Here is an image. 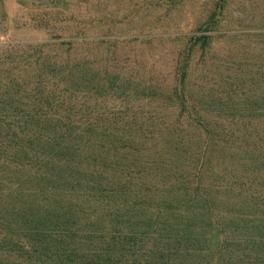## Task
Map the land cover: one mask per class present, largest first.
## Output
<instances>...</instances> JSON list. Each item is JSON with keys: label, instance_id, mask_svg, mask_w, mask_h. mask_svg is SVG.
Masks as SVG:
<instances>
[{"label": "trees", "instance_id": "16d2710c", "mask_svg": "<svg viewBox=\"0 0 264 264\" xmlns=\"http://www.w3.org/2000/svg\"><path fill=\"white\" fill-rule=\"evenodd\" d=\"M186 69L171 95L182 114L190 102L197 116L185 92ZM84 72L62 77L76 84L62 87L69 98L95 93L102 103L88 108L80 99L61 111L79 119L0 121V264H264V184L252 183L241 167L251 148L264 154V121L251 117L255 105L243 104L238 112L249 116L238 121L196 117L183 130V123L150 113L129 117L126 106L110 117L103 106L122 88L117 77L108 89L90 80L93 87L82 89ZM157 141L166 149L146 152ZM193 245L198 255H178Z\"/></svg>", "mask_w": 264, "mask_h": 264}, {"label": "rangeland", "instance_id": "374dc122", "mask_svg": "<svg viewBox=\"0 0 264 264\" xmlns=\"http://www.w3.org/2000/svg\"><path fill=\"white\" fill-rule=\"evenodd\" d=\"M0 19L5 37L0 45V121L79 119L61 111L75 109L80 99L85 107L101 106L95 93L74 101L61 91L76 87L62 78L73 70L86 72L82 89L93 87L89 80L108 89V81L117 77L122 88L103 106L108 115L113 112L110 117L126 106L131 108L129 117L141 120L150 113L158 121L183 123V130L196 117L212 123L238 121L249 116L239 108L254 104L257 111L251 117L264 121V0H38V14L19 13L9 27V17L2 13ZM185 65V92L193 96L197 116L190 102L182 114L171 95L179 88ZM150 87L157 90L144 92ZM151 96H171V101L152 103L156 98ZM89 118L97 119L95 114ZM181 138L196 139L178 134ZM160 143L146 144V152L166 149ZM258 151L251 148L241 167L252 183L264 184V154ZM205 171L209 175L211 169ZM202 227L203 223L195 229ZM151 244L144 249L149 251ZM194 246L178 255H198ZM209 246L202 247V254Z\"/></svg>", "mask_w": 264, "mask_h": 264}, {"label": "crops", "instance_id": "0c3cea01", "mask_svg": "<svg viewBox=\"0 0 264 264\" xmlns=\"http://www.w3.org/2000/svg\"><path fill=\"white\" fill-rule=\"evenodd\" d=\"M2 13H4L5 17L10 18L6 23V27H9L8 24L12 19L16 18L19 13L30 16L32 13L38 14V0H0V14L2 15ZM2 20L4 21L3 17ZM3 21L1 23L0 19V28L3 24Z\"/></svg>", "mask_w": 264, "mask_h": 264}, {"label": "built area", "instance_id": "2783aa9c", "mask_svg": "<svg viewBox=\"0 0 264 264\" xmlns=\"http://www.w3.org/2000/svg\"><path fill=\"white\" fill-rule=\"evenodd\" d=\"M5 43V37L0 33V45Z\"/></svg>", "mask_w": 264, "mask_h": 264}]
</instances>
